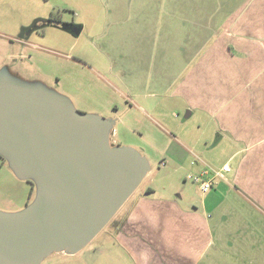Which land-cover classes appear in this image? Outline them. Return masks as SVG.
Instances as JSON below:
<instances>
[{
  "label": "crops",
  "instance_id": "obj_1",
  "mask_svg": "<svg viewBox=\"0 0 264 264\" xmlns=\"http://www.w3.org/2000/svg\"><path fill=\"white\" fill-rule=\"evenodd\" d=\"M111 12L106 69L82 54L54 57L31 32L1 41L0 73L52 79L66 97L73 87L74 101L113 123L122 111L123 146L184 180L229 165L199 203L170 187L141 190L114 237L131 264H264V0H127ZM0 163L17 179L0 182V211H21L30 184Z\"/></svg>",
  "mask_w": 264,
  "mask_h": 264
},
{
  "label": "water",
  "instance_id": "obj_2",
  "mask_svg": "<svg viewBox=\"0 0 264 264\" xmlns=\"http://www.w3.org/2000/svg\"><path fill=\"white\" fill-rule=\"evenodd\" d=\"M112 125L77 110L65 95L0 81V158L35 188L21 211H0V264L78 253L134 194L148 162L133 148L113 145Z\"/></svg>",
  "mask_w": 264,
  "mask_h": 264
},
{
  "label": "rangeland",
  "instance_id": "obj_3",
  "mask_svg": "<svg viewBox=\"0 0 264 264\" xmlns=\"http://www.w3.org/2000/svg\"><path fill=\"white\" fill-rule=\"evenodd\" d=\"M125 1L127 0H0V45L3 43L1 41L6 38L11 43L16 42L14 40L18 38L17 36L22 32L24 27H30L34 21L42 17L47 18L51 13L54 17L57 19L60 18L62 21L73 22L77 25H81L82 31L80 35L73 37L70 36L71 34L69 35L56 27H51L47 23L42 24L38 22L36 23V26L42 27L40 37L43 39L40 40L39 44H43L44 48L54 57L58 55H62L64 57L65 54H69L71 56L75 54H82L84 58L92 59L100 67L106 69L110 63L109 60L106 59L105 53L107 51L108 54V50L110 49V31L113 27V22L116 19L110 13H112L111 11L113 6L117 5L121 7ZM41 27L36 30L38 31ZM21 42H23V44L25 43L24 41ZM21 42H17L16 44L22 48L23 46H21ZM24 45L28 46V44ZM23 63V66H30L26 60ZM54 64L55 63L53 61H49L47 67L50 69H56ZM29 71H31L35 77L40 78V76H38L40 74L34 71L33 68H30ZM19 75L22 76L21 74ZM29 76L31 77L32 74H29ZM13 78H15V75L13 74L4 75L3 73H0V81H15ZM51 80L44 78L41 80L42 83L38 81V85L36 84V86L42 87L50 94L56 93L66 95L65 92L61 91L60 88L57 87L55 81ZM34 81L35 80L32 79L31 82H26L24 84L35 86ZM116 87L119 88V90H122L121 86L116 85ZM69 90L72 92L71 94L73 96L75 94L74 88L69 87ZM72 96L68 95V98L77 110L89 114L99 113L96 104H93L91 101H85L84 104L77 103L74 101ZM102 98L105 97L102 96ZM101 112H105V114H102V117L105 116L104 118H109L106 115L105 110H101ZM112 116L113 117L111 118H114V120L116 119L112 125V129L117 132L116 137L113 138L114 145L123 146L125 142H129L128 135L125 138L123 137V133H126L129 129L123 124L122 111ZM184 117L185 112L181 114L180 119L183 121ZM185 121L191 122L192 120L186 119ZM149 161H147L148 171L133 196L88 245H86L76 255H52L43 259L40 264H131L130 261L127 260V256H125L123 251L114 246L113 239L115 237L116 229L119 228L125 215H127L132 201L141 193V190L145 186L156 189L158 194H162L164 189L169 187V191L173 193L178 194L179 192L184 191L187 194L185 196L187 200L196 201L198 203L200 202L203 196L201 195L196 183H194L191 179L184 180L181 173H174L173 168L168 162L165 163L164 166H161L159 163L161 159H157V157L151 158ZM4 165L9 168L6 161ZM185 174L186 173H184V175ZM190 175L193 176L194 174L190 173ZM15 177L13 176L14 179L17 178ZM11 179L10 172H8L7 175H1L0 173L1 183L7 182L15 184L17 179ZM149 193L152 194V192ZM34 197L35 190L30 196L31 201ZM186 199L183 198V202H186Z\"/></svg>",
  "mask_w": 264,
  "mask_h": 264
},
{
  "label": "built area",
  "instance_id": "obj_4",
  "mask_svg": "<svg viewBox=\"0 0 264 264\" xmlns=\"http://www.w3.org/2000/svg\"><path fill=\"white\" fill-rule=\"evenodd\" d=\"M192 165L195 161L191 162ZM230 172V167L228 164H224L220 169L214 170L207 168L202 170L199 174L188 175L187 179H191L194 183L198 185L201 193L205 194L211 190L216 179H224L225 174Z\"/></svg>",
  "mask_w": 264,
  "mask_h": 264
},
{
  "label": "flooded vegetation",
  "instance_id": "obj_5",
  "mask_svg": "<svg viewBox=\"0 0 264 264\" xmlns=\"http://www.w3.org/2000/svg\"><path fill=\"white\" fill-rule=\"evenodd\" d=\"M48 18V19H47ZM47 18H44V17H42V18H40V19H38V20H36V21H34V23L33 24H31L30 25V27L29 26H26V27H24L23 28V30H22V32H21V36L20 37H22V36H24V38L25 37H27V35H29L31 32H37L39 35L41 34V29H42V27L41 26H39V27H41L38 31L36 30L37 28H39L38 26H36L37 24L36 23H44V24H48V25H50L51 27L53 26V27H56V28H58V29H60L61 31H64L65 33H67V34H71L70 36H73V37H77V36H75V35H73L70 31H68V30H62L61 29V26L62 25H65V26H70V27H81V30H82V26L81 25H77V24H75V23H73V22H65V21H62L60 18L59 19H57L56 17H54L53 16V14H49V16L47 17ZM53 20V21H52ZM81 33V32H80ZM80 35V34H79ZM24 38H22V39H20L19 38V41H24L23 39ZM13 75H16V76H18V77H21L19 74H17V72H15ZM22 79V78H21ZM2 161H3V159L2 158H0ZM31 187V186H30ZM31 189V188H30ZM31 191V190H30ZM29 195L31 196V194H30V192H29ZM113 244H114V239H113ZM57 254H63V255H67V256H73V255H76L77 253H75V254H71V253H64V252H60V253H53V254H51L50 256H52V255H57ZM50 256H48V257H50ZM47 257V258H48Z\"/></svg>",
  "mask_w": 264,
  "mask_h": 264
},
{
  "label": "trees",
  "instance_id": "obj_6",
  "mask_svg": "<svg viewBox=\"0 0 264 264\" xmlns=\"http://www.w3.org/2000/svg\"><path fill=\"white\" fill-rule=\"evenodd\" d=\"M3 161H5V160L3 159ZM27 182H28V183L30 184V186H31V187H30V188H31V189H30V190H31V191H30V194H32V192H33L34 189H35V188H34V185H33V183H32L31 181H27ZM149 192H152V190H151V189H147L146 193H149ZM123 222H124V220L121 222L120 226L123 224ZM120 226H119V227H120Z\"/></svg>",
  "mask_w": 264,
  "mask_h": 264
}]
</instances>
